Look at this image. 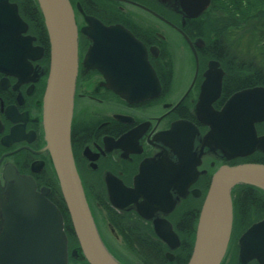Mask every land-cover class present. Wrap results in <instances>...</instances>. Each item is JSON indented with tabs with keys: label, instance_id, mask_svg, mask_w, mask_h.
Segmentation results:
<instances>
[{
	"label": "flooded vegetation",
	"instance_id": "af4514ba",
	"mask_svg": "<svg viewBox=\"0 0 264 264\" xmlns=\"http://www.w3.org/2000/svg\"><path fill=\"white\" fill-rule=\"evenodd\" d=\"M9 1L27 25L22 37L33 38L32 46L41 48L42 55L31 52L27 65L14 73L0 71V184L5 185L11 171L33 179L36 191L59 209L66 229L64 201L52 163L40 153L50 43L48 36L43 41V26L35 25L32 18L34 0ZM69 2L78 27L79 56L72 151L99 234L121 263L182 264L193 251L200 211L215 173L224 166L249 163L243 162L248 159L264 163L262 152L227 159L220 150L205 146L212 113L222 112L239 92L264 88V82L248 86L256 82L235 81L245 75L227 72L222 36L207 39L202 34L205 26L196 24L202 20L186 18L174 0ZM90 18L107 27L122 26L145 47L150 71L136 73V67L128 65L124 90L140 91L149 98H122L109 87L103 72L85 64L93 46L84 33ZM111 69L116 70L113 65ZM131 72L144 83L132 85ZM256 131L264 137V121ZM109 192L123 193L129 202H121L119 208ZM232 198L233 228L222 264H264V194L238 187ZM136 204H142L140 211ZM156 223L161 234L155 230ZM254 226L257 231L246 239ZM125 239L136 241L138 254L124 241L120 252L116 243ZM71 251L69 264H87Z\"/></svg>",
	"mask_w": 264,
	"mask_h": 264
},
{
	"label": "water",
	"instance_id": "95a60500",
	"mask_svg": "<svg viewBox=\"0 0 264 264\" xmlns=\"http://www.w3.org/2000/svg\"><path fill=\"white\" fill-rule=\"evenodd\" d=\"M174 1L177 11L190 19L201 16L211 4V0ZM35 2L48 35L51 58L42 105L44 147L40 153L47 154L52 163L74 235L87 263L122 264L110 253L99 234L72 151L79 57L74 12L69 0ZM89 24L90 28L84 33L93 41V46L85 64L103 72L109 87L122 98H149L140 91L129 94L124 90L128 65L135 66L136 73L150 71L145 47L122 26L107 27L91 18ZM26 30L27 25L20 18L17 6L9 0H0V71L11 74L18 67L26 66L31 52L41 57L42 49L32 46L33 38L22 37ZM112 65L115 71L111 69ZM223 75L222 70V78ZM130 83L142 84L144 81L137 80L131 72ZM212 114L211 122H208L211 132L206 136L205 146L220 150L227 159L264 153V137H258L256 131V125L264 121V88L239 92L229 99L222 112ZM5 180L4 186L0 184V264H68V237L56 205L36 191L35 183L29 177L11 171ZM238 187L264 193V164L224 166L215 173L200 211L194 247L187 264H222L233 228L232 192ZM109 193L111 202L119 208H123L121 202H129L123 193ZM179 195L185 194L180 192ZM136 206L140 211L142 204ZM164 225L174 235L170 224ZM257 228L250 229L245 238ZM155 230L162 232L158 223ZM173 241L178 243L177 237L173 236ZM77 254L78 251L73 250L72 255Z\"/></svg>",
	"mask_w": 264,
	"mask_h": 264
},
{
	"label": "trees",
	"instance_id": "16d2710c",
	"mask_svg": "<svg viewBox=\"0 0 264 264\" xmlns=\"http://www.w3.org/2000/svg\"><path fill=\"white\" fill-rule=\"evenodd\" d=\"M211 4V9H220L222 11V20H219L222 23V42L227 50L225 55L222 54V63L227 72L230 74L237 73L245 75V77L237 78L235 81L240 80L244 84L251 81L253 83L256 82L253 85L248 84V86L263 83L264 0H211ZM31 7L34 9L32 18L37 19L38 23L44 27L43 18L38 6L34 2ZM34 21L37 22L36 20ZM196 24L202 25L203 22L198 21ZM46 34L45 31V35L42 36L43 41L47 39ZM202 34L208 35L205 31ZM252 74H259V77H252ZM252 163L264 164L255 161H252ZM62 207V212L66 220V233L68 237H70V234L74 237L75 235L67 208L65 204H62ZM189 258L188 256L182 264H187Z\"/></svg>",
	"mask_w": 264,
	"mask_h": 264
},
{
	"label": "rangeland",
	"instance_id": "374dc122",
	"mask_svg": "<svg viewBox=\"0 0 264 264\" xmlns=\"http://www.w3.org/2000/svg\"><path fill=\"white\" fill-rule=\"evenodd\" d=\"M211 6L212 4L210 5V7L208 8V10L206 12H204L200 17L199 19L202 20L203 22V26H205V32L208 33V35L206 34V38L207 39H210L211 35H214L215 37H221L222 36V23H220V20H222V11H220V9H211ZM209 14V15H208ZM37 21V19H34ZM37 24L35 25H40L37 22H35ZM205 23V24H204ZM42 26V25H41ZM39 32V31H38ZM40 33H41V37L43 35H45V30H44V27H43V30H40ZM226 48V47H225ZM227 51V50H226ZM231 54V52H229ZM252 54V52H251ZM237 74V73H235ZM231 75V74H230ZM228 78V77H226ZM229 80V79H228ZM243 162H249V163H252V160H247V161H243ZM64 204V203H63ZM106 227V225H105ZM69 238V250H76L78 247H79V244H78V241L76 239V237L72 236L70 234V237ZM123 241L126 243L127 247L130 248L131 247V250L136 252L137 254L139 253V251L137 249H140V247L138 246V244L136 243L135 240L133 239H125V240H122L120 241L119 243H116L117 244V247L118 249L120 250V252L124 251L122 250L123 247H122V244H123ZM130 246V247H129ZM122 250V251H121ZM71 251V252H72ZM123 254V253H122ZM130 255V254H129ZM132 257H135V256H132ZM132 257H130L131 259H133ZM142 260V259H141Z\"/></svg>",
	"mask_w": 264,
	"mask_h": 264
},
{
	"label": "bare ground",
	"instance_id": "6f19581e",
	"mask_svg": "<svg viewBox=\"0 0 264 264\" xmlns=\"http://www.w3.org/2000/svg\"><path fill=\"white\" fill-rule=\"evenodd\" d=\"M233 217H234V215H233Z\"/></svg>",
	"mask_w": 264,
	"mask_h": 264
}]
</instances>
